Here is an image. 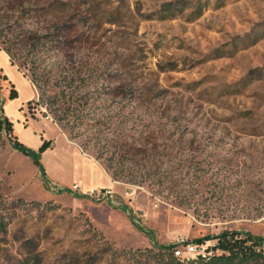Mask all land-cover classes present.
<instances>
[{"label": "rangeland", "instance_id": "374dc122", "mask_svg": "<svg viewBox=\"0 0 264 264\" xmlns=\"http://www.w3.org/2000/svg\"><path fill=\"white\" fill-rule=\"evenodd\" d=\"M0 27L42 38L58 84L40 99L12 47L36 93L16 79L10 99L0 73V119L48 185L0 126V264H131L170 244L183 258L205 237L221 254L223 232L264 255V0H0Z\"/></svg>", "mask_w": 264, "mask_h": 264}, {"label": "trees", "instance_id": "16d2710c", "mask_svg": "<svg viewBox=\"0 0 264 264\" xmlns=\"http://www.w3.org/2000/svg\"><path fill=\"white\" fill-rule=\"evenodd\" d=\"M13 35L14 34L11 29L6 30L5 27H0V44L3 45V48L1 49L8 55L12 65L14 64L12 60V56L14 55L12 47H16V45H18V47L24 51L25 60L29 59V62L32 64L31 82L40 91L41 99L48 88L58 85L57 82L50 81V78L47 76V72L44 69L39 71L40 64L38 63V56L43 51L44 47H46V42L32 31L29 32V36H24L20 41L13 39ZM5 79L7 80V78ZM11 86L12 88L9 93V98L15 99L17 97V91L12 83ZM0 126L11 136L12 148L32 161V163L37 167L40 176L43 179V183L48 185L45 173L39 165L40 152L24 147L16 136H12V123L4 115L0 119ZM51 144V141H45L40 150L44 149L46 146H51ZM60 191L71 192L68 189H62ZM118 208L124 212H129L126 206H119ZM129 218L132 223H135L133 217L130 216ZM136 227L141 229L138 225H136ZM145 233L152 240L150 233L148 231H145ZM237 234L238 232H223L216 236L217 248L223 251L221 254H208L204 257L197 256L190 261H185L182 258L174 256L172 251L174 245L170 244L165 246H156L157 252L150 256V258L149 256L146 258V255L131 253L133 255L128 258V261H130L131 264H250L256 263L259 260H264V255L255 248L263 242V238L252 236L249 233L243 234L242 237H237ZM208 239H210V237L196 239L189 243L200 244L204 240ZM247 242H250V245H247ZM112 259L113 258L109 259L107 264H114V259ZM84 264H90L89 260H87Z\"/></svg>", "mask_w": 264, "mask_h": 264}, {"label": "crops", "instance_id": "0c3cea01", "mask_svg": "<svg viewBox=\"0 0 264 264\" xmlns=\"http://www.w3.org/2000/svg\"><path fill=\"white\" fill-rule=\"evenodd\" d=\"M0 73L3 77L7 78V80L10 81L11 83L16 79L21 81L24 87L28 89V94L25 98V101H29L35 96L36 92L31 82L26 78H24L23 75L17 70V68L11 64L8 55L1 49V47H0ZM16 91L18 92L19 89L17 88ZM99 173L101 177L100 184L102 186H107L108 182L106 181V178L103 177L102 172Z\"/></svg>", "mask_w": 264, "mask_h": 264}, {"label": "built area", "instance_id": "2783aa9c", "mask_svg": "<svg viewBox=\"0 0 264 264\" xmlns=\"http://www.w3.org/2000/svg\"><path fill=\"white\" fill-rule=\"evenodd\" d=\"M90 194V196H100L102 195V197L106 196V194L109 193L108 190H94V189H91L89 190L88 192ZM180 243V242H179ZM182 243V242H181ZM185 247H186V254L185 256L182 258L183 260L185 261H190L194 258H196L197 256H206L208 255V253H204L202 252L198 246L196 244H193V243H187L185 244Z\"/></svg>", "mask_w": 264, "mask_h": 264}]
</instances>
